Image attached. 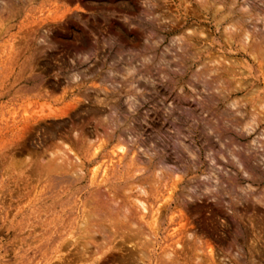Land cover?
<instances>
[{
  "label": "rangeland",
  "instance_id": "rangeland-1",
  "mask_svg": "<svg viewBox=\"0 0 264 264\" xmlns=\"http://www.w3.org/2000/svg\"><path fill=\"white\" fill-rule=\"evenodd\" d=\"M0 264H264V0H0Z\"/></svg>",
  "mask_w": 264,
  "mask_h": 264
},
{
  "label": "bare ground",
  "instance_id": "bare-ground-1",
  "mask_svg": "<svg viewBox=\"0 0 264 264\" xmlns=\"http://www.w3.org/2000/svg\"><path fill=\"white\" fill-rule=\"evenodd\" d=\"M76 136V135H75ZM66 145V144H65ZM59 151V150H58ZM67 152V151H66ZM73 152V151H72ZM59 154V153H58ZM60 155V154H59ZM61 155H62V153H61ZM66 156V155H65ZM75 156V155H74ZM53 157V156H52ZM59 158V157H58ZM65 159V158H64ZM69 159V158H68ZM75 159V158H74ZM77 159V158H76ZM70 160V159H69ZM256 160V159H255ZM68 161V160H67ZM75 162H77V161H75ZM75 162H73V163H75ZM58 165V164H57ZM263 173V172H262ZM257 175V174H256ZM57 184V183H56ZM58 186V185H57ZM96 213H98V212H96ZM96 216V215H95ZM91 217V216H90ZM85 218V217H84ZM88 219V218H87ZM100 220H102V219H100ZM111 220H112V218H111ZM96 221V220H95ZM106 222H108V221H106ZM111 222V221H110ZM82 223V222H81ZM80 223V224H81ZM79 224V225H80ZM87 224V223H86ZM82 225V224H81ZM80 227V226H79ZM83 227V226H82ZM86 234V233H85ZM71 235V234H70ZM133 235V234H132ZM87 236V235H86ZM131 236V235H130ZM69 237H71V236H69ZM81 237V236H80ZM89 237V236H88ZM92 240V239H91ZM75 242V241H74ZM88 249V248H87ZM83 250H85L86 251V248L84 249L83 248ZM87 253V252H86ZM212 253V252H211ZM212 255V254H211ZM213 260V259H212Z\"/></svg>",
  "mask_w": 264,
  "mask_h": 264
}]
</instances>
